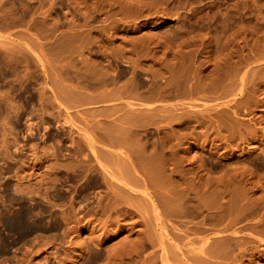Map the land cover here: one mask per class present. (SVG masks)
<instances>
[{
    "label": "rangeland",
    "instance_id": "rangeland-1",
    "mask_svg": "<svg viewBox=\"0 0 264 264\" xmlns=\"http://www.w3.org/2000/svg\"><path fill=\"white\" fill-rule=\"evenodd\" d=\"M0 264H264V0H0Z\"/></svg>",
    "mask_w": 264,
    "mask_h": 264
},
{
    "label": "bare ground",
    "instance_id": "bare-ground-1",
    "mask_svg": "<svg viewBox=\"0 0 264 264\" xmlns=\"http://www.w3.org/2000/svg\"><path fill=\"white\" fill-rule=\"evenodd\" d=\"M139 163V162H138ZM155 163V162H154ZM158 166V165H157ZM148 167V166H147ZM162 173V172H161ZM162 177V176H161ZM152 179V178H151ZM155 179V178H154ZM152 181V180H151ZM167 181V180H166ZM154 183L156 184V181H154ZM152 185V184H151ZM158 188V187H157ZM169 197V196H168ZM160 201V200H159ZM166 201V200H165ZM168 203V202H167ZM166 203V204H167ZM163 205V204H162ZM173 205V204H172ZM183 209H184V207H183ZM167 210V209H166ZM166 210H165V212H166ZM178 216V215H177ZM150 237V236H149ZM145 240V239H144ZM146 241H147V239H146Z\"/></svg>",
    "mask_w": 264,
    "mask_h": 264
}]
</instances>
